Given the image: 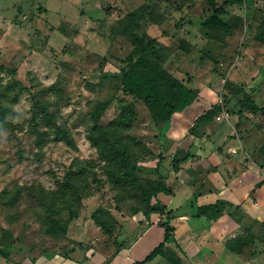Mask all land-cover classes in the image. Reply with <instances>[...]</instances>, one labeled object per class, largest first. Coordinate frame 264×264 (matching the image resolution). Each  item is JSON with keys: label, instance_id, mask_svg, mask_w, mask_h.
I'll return each instance as SVG.
<instances>
[{"label": "rangeland", "instance_id": "rangeland-1", "mask_svg": "<svg viewBox=\"0 0 264 264\" xmlns=\"http://www.w3.org/2000/svg\"><path fill=\"white\" fill-rule=\"evenodd\" d=\"M223 1L0 0L2 251L84 252L89 246L115 256L132 242L140 257L136 252L146 255L158 245L156 226L144 229L142 190L158 180L159 121L121 91L120 69L133 42L155 38L166 53L164 68L220 108L216 120L233 119L248 160L263 159L264 44L256 35L264 31V0L228 7L221 18L231 32L201 27L210 6ZM143 8L141 27L123 33L126 16ZM151 10L162 23L147 22ZM246 95L259 111L239 114ZM129 104L135 115L122 123ZM224 128L230 131L227 123ZM168 129L163 125L161 135ZM96 211L110 234L91 219ZM157 215L144 217L175 231L165 217L155 221ZM52 221L68 224L66 234L55 231ZM259 239L264 246V234ZM170 246L166 257L176 258L173 239ZM0 264H6L3 257Z\"/></svg>", "mask_w": 264, "mask_h": 264}, {"label": "crops", "instance_id": "crops-1", "mask_svg": "<svg viewBox=\"0 0 264 264\" xmlns=\"http://www.w3.org/2000/svg\"><path fill=\"white\" fill-rule=\"evenodd\" d=\"M199 95L205 99V104L175 113L166 136L159 132L157 138L158 153L163 157L158 173L173 189L172 195L160 193L158 199L173 210L171 222L175 231L171 239L178 248L177 255L181 264H264V254L261 253L264 246L259 243L264 234V161L248 160L240 142L234 137L232 118V121L229 118L218 121L215 117L208 123L195 124L197 117L212 105L202 91ZM224 123L230 127L229 132L226 128L222 129ZM191 128L195 129L189 133ZM185 155L189 156L188 159L180 162L177 169L173 168V157ZM217 200L229 206H238L240 211L234 212L233 218L224 213L215 221L195 217L198 206ZM157 216L155 221L164 217ZM143 220L147 225L143 228L147 232L156 226L154 237L162 242L163 228L157 223L150 224L144 216ZM144 223L141 225L144 226ZM245 228L258 237L256 244L245 247L240 254L231 252L225 247V241ZM170 240L166 243L167 249L171 247ZM129 244L115 256L114 253L104 254L88 246L84 252L67 248L64 251L20 255L12 254L11 248L7 255L0 257L6 264H133L148 254L144 255L141 250L136 252L140 257H135L136 243ZM157 263L170 262L166 256H158L148 264Z\"/></svg>", "mask_w": 264, "mask_h": 264}, {"label": "trees", "instance_id": "trees-1", "mask_svg": "<svg viewBox=\"0 0 264 264\" xmlns=\"http://www.w3.org/2000/svg\"><path fill=\"white\" fill-rule=\"evenodd\" d=\"M241 0H224L221 5L212 4L210 9L212 10L210 15L207 16L201 23V27L206 30L224 31L231 32V26L221 18V15L226 11V9L236 2ZM253 1V0H252ZM146 11L145 8L138 9L125 18V24L123 25L121 31L133 33L141 27V21L145 19ZM164 20L163 16L153 12L152 10L148 12L147 22L151 24H160ZM145 22V21H144ZM264 30V26H263ZM127 35V34H126ZM256 39L264 44V31L256 35ZM186 42H180V49L186 47ZM166 53H164L158 46V42L155 38H149L147 41L133 42V49L124 59L126 61V67L120 69L121 73V91L142 102L146 108L151 112L152 118L158 122L159 132L163 125L169 126V122L172 116L177 112H182L187 107H200L205 104V99L199 95L197 89L189 87L186 82L178 79L173 74L168 72L163 63L165 61ZM187 82H190L188 80ZM240 110L247 109L251 112L259 111L258 106L251 100L248 99L246 95L243 100L241 99ZM220 112V108L215 105L204 111L195 120V124L208 123L213 120L217 114ZM127 116L124 118L122 123H130V118L135 115V110L133 105L129 104L126 107ZM194 131V128L190 129V132ZM161 133V132H160ZM159 160L156 162L155 173L158 180L151 183L148 187H144L142 190L143 200L146 204V210L144 211V216L147 218L153 212L163 215L167 222L173 219V210L168 209L165 204H163L159 199L158 195L160 193L165 195H172L173 189L166 183L165 177L158 173V167L160 165L161 159L163 158L161 154L158 155ZM188 155L183 157H173L172 166L177 169V165L188 159ZM263 159L264 161V153ZM121 159L124 164H127L126 155L122 153ZM239 207H233L227 205L221 200H217L214 203L198 206L196 208L195 217H205L208 221H215L224 213L228 214L229 217L233 218V213L238 212ZM76 216L70 215L69 222H71ZM91 219L107 234L111 233V230L106 225L105 222L100 221L97 216V211L91 214ZM68 224L61 225L57 221H52L53 229L59 230L63 235L67 232ZM164 230L163 241L160 242L156 247H154L143 260L135 261L133 264H148L153 261L158 256H167L165 249L166 243L168 242L171 232L174 231V227L171 224L160 225ZM264 223H262V229ZM246 237V238H245ZM258 237L251 233L250 229L245 228L242 230L241 235H237L235 238L225 241V247L231 252L240 254L245 247L254 244ZM11 244V243H10ZM12 246V245H11ZM10 246L6 252L1 250L0 245V255H7L10 251ZM176 258H168L169 262L172 264H181V260L178 256Z\"/></svg>", "mask_w": 264, "mask_h": 264}]
</instances>
